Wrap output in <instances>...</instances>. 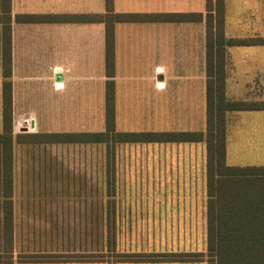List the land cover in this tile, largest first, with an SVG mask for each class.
<instances>
[{
    "label": "crops",
    "instance_id": "1",
    "mask_svg": "<svg viewBox=\"0 0 264 264\" xmlns=\"http://www.w3.org/2000/svg\"><path fill=\"white\" fill-rule=\"evenodd\" d=\"M133 2L144 7H133ZM223 2L226 37H264L260 31L264 24V0ZM113 8L115 11H204L203 0H121L119 8L113 0ZM103 10V0H10L11 17L17 12ZM10 29L12 105L20 101L21 95L29 94L25 88L36 86L38 128L44 126L43 119H48L49 129L45 131L102 130L106 79L103 23H27L11 19ZM113 48L115 129H204L202 20L115 22ZM224 81L227 99L246 100L253 87L264 86V44L226 45ZM202 146L204 142L200 140L116 143L115 182L129 184L131 190L126 193L162 200L157 215L182 213L185 214L182 221L190 223V216L196 214L199 221L201 199L204 200ZM100 168L97 182L102 183L104 158Z\"/></svg>",
    "mask_w": 264,
    "mask_h": 264
},
{
    "label": "rangeland",
    "instance_id": "2",
    "mask_svg": "<svg viewBox=\"0 0 264 264\" xmlns=\"http://www.w3.org/2000/svg\"><path fill=\"white\" fill-rule=\"evenodd\" d=\"M120 1L116 0L117 8ZM133 7L144 6L133 2ZM260 31L264 33V24ZM14 84L17 86V81ZM25 89L30 95H21L13 105L11 101L13 135L49 129L48 119L41 121L44 126H36V86ZM247 95L249 101L264 102V86L253 87ZM21 122L30 126L23 127ZM225 137L227 164H264V109L227 111ZM115 144L110 157L113 162ZM201 154L204 168V146ZM11 156L12 264H206L205 183L199 221L195 214L186 223L182 213L157 215L162 200L126 193L129 184L115 182L113 167V184L108 185L109 156L103 142L13 139ZM103 158L101 183L97 174ZM2 199L0 155V253ZM108 229L112 230L109 237ZM168 252L179 259L122 260L134 253L162 257Z\"/></svg>",
    "mask_w": 264,
    "mask_h": 264
},
{
    "label": "trees",
    "instance_id": "3",
    "mask_svg": "<svg viewBox=\"0 0 264 264\" xmlns=\"http://www.w3.org/2000/svg\"><path fill=\"white\" fill-rule=\"evenodd\" d=\"M102 12H17L11 17L10 0H0V155L2 163V247L0 262L12 264L11 155L12 141L103 142L106 181L112 186L113 147L116 142L203 141L206 264H264V164H227L225 113L264 109V102L227 99L224 94V48L232 44H264V37H226L223 0H203V12L115 11L113 0H103ZM36 21H100L104 25V128L83 131L16 132L11 129L10 23ZM202 20L204 25V129L117 130L114 125L113 26L115 22ZM109 216V214H108ZM112 230H107L109 237ZM201 254V253H200ZM122 260H178L175 253L162 257L131 254ZM200 256V255H199ZM61 259H65V254ZM186 259V258H183ZM200 259V257L198 258Z\"/></svg>",
    "mask_w": 264,
    "mask_h": 264
},
{
    "label": "water",
    "instance_id": "4",
    "mask_svg": "<svg viewBox=\"0 0 264 264\" xmlns=\"http://www.w3.org/2000/svg\"><path fill=\"white\" fill-rule=\"evenodd\" d=\"M31 121V120H30ZM32 122V121H31Z\"/></svg>",
    "mask_w": 264,
    "mask_h": 264
}]
</instances>
